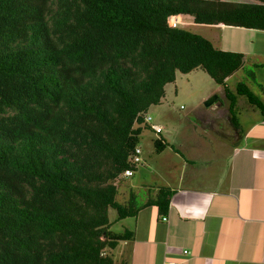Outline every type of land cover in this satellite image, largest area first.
<instances>
[{
    "label": "trees",
    "instance_id": "1",
    "mask_svg": "<svg viewBox=\"0 0 264 264\" xmlns=\"http://www.w3.org/2000/svg\"><path fill=\"white\" fill-rule=\"evenodd\" d=\"M178 14L264 30V0H0V264H117L106 249L134 233L110 229V209L169 212L168 187L143 206L118 195L178 73L225 86L233 122L238 96L264 114L246 82L226 86L244 54L170 26Z\"/></svg>",
    "mask_w": 264,
    "mask_h": 264
},
{
    "label": "crops",
    "instance_id": "2",
    "mask_svg": "<svg viewBox=\"0 0 264 264\" xmlns=\"http://www.w3.org/2000/svg\"><path fill=\"white\" fill-rule=\"evenodd\" d=\"M206 28L210 34L205 37L215 47L244 54L243 69L227 78L226 86L235 90L246 82V62L257 59L258 46L264 49V44H256L264 42V30L226 24H206ZM240 33L246 38L234 39ZM175 83L167 85L162 103L152 109L164 112L168 88ZM249 86L264 101V86L257 82ZM221 87L216 89V101L210 107L205 105L211 109V117L200 116L201 125L191 137H184L182 127L174 124L169 125L173 135H166V126L160 122L162 133L144 130L140 142L144 163L134 176L125 178L124 189L129 195H139L137 189L144 187L142 206L163 187L170 188L173 196L166 220L156 205L143 206L135 217L112 220L110 229L134 233L114 249L117 264H264V114L238 96L237 120L233 122L230 100L225 86ZM225 113L229 116L221 125L218 119ZM157 140L166 144L161 152Z\"/></svg>",
    "mask_w": 264,
    "mask_h": 264
},
{
    "label": "rangeland",
    "instance_id": "3",
    "mask_svg": "<svg viewBox=\"0 0 264 264\" xmlns=\"http://www.w3.org/2000/svg\"><path fill=\"white\" fill-rule=\"evenodd\" d=\"M181 18L179 24L188 27L189 29L197 32L199 34H203L207 36L210 34L208 28H206V24H198L194 23V18L192 16H178ZM172 18H169L171 21ZM186 20L190 22H185ZM246 38L243 34L235 35L234 39H241ZM258 40V39H257ZM257 46L260 44H264V42L258 41ZM261 53L257 55V59H249L245 64V69L247 73L244 74L246 77L247 84L256 83L258 85L264 86V49L261 46H258ZM255 62V63H254ZM244 66V65H243ZM241 68L240 70H242ZM239 70V71H240ZM241 74V72H240ZM222 85L217 84L203 69L199 68L190 74H183L178 73V77L176 83L168 88V98L165 103L168 105L167 108L162 112L158 107L153 108L150 111V114L154 118L155 122H160L166 126L165 134L167 135L168 132H172L173 135V128L169 125L174 124L175 127H182L180 128L183 131L184 137H191L192 132L194 131L195 127H200V116L207 115L208 117L211 113V109L205 107V99H203L208 94L212 95L217 93V90ZM178 92H175V90ZM217 89V90H216ZM210 95V96H212ZM221 98V97H220ZM221 101V100H220ZM247 101V99H245ZM210 107V106H209ZM241 111V110H240ZM171 114V116H170ZM215 115V114H214ZM206 116V117H207ZM229 116L225 113L223 116H219L218 121L222 124V122L226 121V117ZM248 117L252 118V116L247 115ZM244 121V120H242ZM247 125H244L246 127ZM239 126H237L238 128ZM178 135V132H177ZM233 136L236 137V134L233 133ZM183 137V139H185ZM182 139V137H181ZM176 145V144H175ZM137 179V178H136ZM125 179L120 182V193L118 195V199L121 202H127L130 195L129 192L124 189ZM140 194H137V200L142 201V195L146 194L144 187H140L137 189ZM117 217L116 210L110 209V218L114 220ZM129 220V219H128ZM125 224H127L126 220H123ZM109 254L114 255V249H106V252Z\"/></svg>",
    "mask_w": 264,
    "mask_h": 264
},
{
    "label": "built area",
    "instance_id": "4",
    "mask_svg": "<svg viewBox=\"0 0 264 264\" xmlns=\"http://www.w3.org/2000/svg\"><path fill=\"white\" fill-rule=\"evenodd\" d=\"M180 18L179 17H172L171 21H169L170 25L173 27H178L180 26L179 22H180ZM146 121L147 123H149L151 125V129L153 131H155L156 133H162L163 132V126L160 123L155 122L154 118L152 117L151 114L146 116ZM143 148L140 145H137L135 148V152L134 155L132 156V158L130 159L131 163L135 164V165H141L143 163ZM134 168H128L123 176H132L134 173ZM170 264H177L176 262H171Z\"/></svg>",
    "mask_w": 264,
    "mask_h": 264
},
{
    "label": "clouds",
    "instance_id": "5",
    "mask_svg": "<svg viewBox=\"0 0 264 264\" xmlns=\"http://www.w3.org/2000/svg\"><path fill=\"white\" fill-rule=\"evenodd\" d=\"M180 15H184V16H192V15H190V14H178V15H172V16H170L169 18H172V17H178V16H180ZM192 17L194 18V16H192ZM180 19H181V18H180ZM168 22H169V20H168ZM185 22H190V21L186 20ZM169 25H170V23H169ZM170 26H171V25H170ZM172 27H173V26H172ZM179 27H185V26L180 24ZM155 133H156V132H155ZM157 134H159V133H157ZM142 148H143V147H142ZM143 152H144V150H143ZM143 159H144V157H143ZM143 163H144V160H143ZM143 163H142L141 165H143ZM162 218H164V220H166V219H167V214H166V215H163ZM185 252H187V251H185ZM171 262H176L177 264H179L177 261H171ZM171 262H169V264H170Z\"/></svg>",
    "mask_w": 264,
    "mask_h": 264
},
{
    "label": "water",
    "instance_id": "6",
    "mask_svg": "<svg viewBox=\"0 0 264 264\" xmlns=\"http://www.w3.org/2000/svg\"><path fill=\"white\" fill-rule=\"evenodd\" d=\"M217 98H218L217 94L213 95L212 97H210L205 101V105L208 107L211 106L216 101Z\"/></svg>",
    "mask_w": 264,
    "mask_h": 264
}]
</instances>
